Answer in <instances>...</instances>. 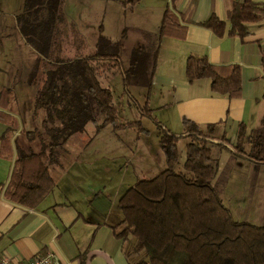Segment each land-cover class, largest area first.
<instances>
[{"label":"trees","instance_id":"obj_1","mask_svg":"<svg viewBox=\"0 0 264 264\" xmlns=\"http://www.w3.org/2000/svg\"><path fill=\"white\" fill-rule=\"evenodd\" d=\"M137 2L120 3L131 7ZM62 4L63 0H24L22 12L14 17L17 34L35 54L25 81L36 89L32 112L36 115L42 111V119L39 131L24 134L25 149L15 145L16 158L3 196L28 209L34 208L51 190L53 180L49 166L59 165L63 145L72 136L84 132L86 124L91 123L96 130L109 125L113 131L135 129L137 134L148 133L141 128L140 121L115 125L117 113L112 91L102 86L99 79L105 80L110 71L116 70L122 77L124 91L128 87H139L148 92L157 45L149 55L143 46L134 47L125 68H121L117 55L124 31L119 42L99 36L86 56H59L54 29L63 20ZM239 9L234 5L228 11L231 23L237 24L228 34L242 37L245 32L240 26L243 21L239 13L244 10ZM173 24V16L164 11L158 42L162 36L172 34ZM201 26L218 36L223 30L222 23L213 16ZM184 78L188 83L207 80L213 94L226 98L240 96L237 66H213L205 57L190 56L185 60ZM10 96L9 90L0 91V107L6 106ZM138 109L141 118L150 119L151 111L146 106ZM0 120L11 122L3 113ZM152 122L159 131L157 144L165 169L149 180L136 181L118 198L116 208L121 220L111 227L117 239L123 241L129 235L142 251L143 259L134 264H264V225L254 226L232 219L211 184L217 163L205 145L217 144L235 158L255 165L264 164V118L260 129L248 136L246 142L245 129L239 125L232 146L224 134L219 139L208 137L197 125L184 119L180 135L164 129L154 119ZM9 133L7 128L0 136L3 146H8ZM34 138L39 144L37 152L28 145ZM180 138H187L189 142L184 147L183 172H175L176 143ZM244 143L249 146L247 151L242 147Z\"/></svg>","mask_w":264,"mask_h":264},{"label":"crops","instance_id":"obj_2","mask_svg":"<svg viewBox=\"0 0 264 264\" xmlns=\"http://www.w3.org/2000/svg\"><path fill=\"white\" fill-rule=\"evenodd\" d=\"M111 1L122 9L128 7L126 29L128 27L136 32L145 42L144 46L151 47L152 52L157 45L149 89L141 96H144L143 103L147 104L151 113H161L157 119L161 127L180 135L184 119L197 125L203 134L218 129L219 137L224 134L226 138L230 132L232 134L228 139L235 141L239 125L246 132L250 127L261 125L264 118L263 0H138L131 7L120 3L124 0ZM23 3L24 0H0V50L4 55L0 59V91L9 90L13 96L21 85L29 88L34 97L35 87L28 86L25 80L35 54L30 49L32 53L27 58L22 57L25 55L23 50L18 58L15 56L17 48H27L17 34L13 19L22 12ZM234 5L240 11L244 10V13H239L240 21H243L240 26L245 32L242 37L228 34L237 25L235 21L231 23L228 14ZM164 11L173 16L174 30L158 42V29ZM61 12L63 20L54 33L58 54L65 56L67 48L76 53L85 46L87 39L82 40L76 34L81 22L67 21L63 9ZM210 16L222 23L220 36L201 26ZM190 56L205 57L213 66H237L240 96L226 98L213 94L207 80L188 83L184 78V64ZM111 73L106 74L107 79ZM11 96L5 107H0V113L11 119V122L0 120V136L7 128L10 129L8 146L0 143V258H7L9 264H24L46 254H52L58 264H134L143 259L142 251L131 236L127 235L125 240L120 241L111 228L121 220L114 203L123 193H113L109 201L102 200L98 196L99 191L96 196L93 191L96 186L91 188L83 184V178L91 176L90 170H69L70 163L72 166L81 164L77 163L79 159L76 155L66 152L65 146L59 165L49 166L48 169L53 187L34 208H24L4 198L3 188L16 158L15 145L25 148L27 142L24 137L19 141V107L13 103ZM27 102L30 106V100L27 99ZM34 117L41 122V111ZM205 135L212 137L211 134ZM82 145H78L75 151L83 152ZM29 146L37 152L38 140L34 138ZM92 156L95 157V153ZM107 170L100 171L103 174ZM98 197L101 202L97 201Z\"/></svg>","mask_w":264,"mask_h":264},{"label":"rangeland","instance_id":"obj_3","mask_svg":"<svg viewBox=\"0 0 264 264\" xmlns=\"http://www.w3.org/2000/svg\"><path fill=\"white\" fill-rule=\"evenodd\" d=\"M62 9L66 14L67 21L81 22L79 28L75 27L77 29L76 34L81 36L82 40L87 39L85 46L76 53L73 49L67 48L66 54L68 56L90 54L99 36L105 37L111 42H119L122 31H124V40L117 53L121 68L127 67L134 47L143 46L148 55L152 52L151 47L147 46L146 48L144 46L145 42L136 32L128 27L126 29L128 7L122 9L111 0H63ZM22 50L25 52L23 58H27L32 53L28 47L25 49L17 48L15 51L17 58L24 53ZM2 56L4 55L0 50V59H3ZM22 67L25 68L24 63ZM114 71L117 72L112 70L108 79L106 77L105 80H102L101 77L99 82L112 91L113 104L117 113L115 125L140 121L141 128L148 133L146 135L137 134L135 129L113 131L109 125L96 130L91 123H88L84 127V132L72 136L63 145L66 152L72 156L76 155L79 159L77 163L81 164L80 166H72L70 163L69 170L75 168L90 170L91 176L88 175L83 178V184H88L91 188L96 186L93 189L94 194L99 191L98 196L102 200L108 201L113 193H124L136 181L149 180L165 169L164 159L157 144L159 131L152 122V119L158 122L157 119L161 117V113L154 114L152 112L150 119L141 118L138 108L146 106L147 109H150L147 104L143 103L144 96H141L146 89L128 87L124 91L122 77L119 75V71L117 73ZM33 94H30L29 88L20 85L16 94L11 96L13 103H17L16 105L19 107L17 112L19 116V121L17 120V130L20 131L19 141H22L21 137H24L27 131L35 132L39 131L40 128L39 119L34 117L35 115L31 110V100L35 97ZM27 99L30 100V106L27 105ZM96 120L97 123L101 122L100 117H97ZM258 128L260 129V125L257 128L250 127L247 132L244 131L246 137L244 142L248 136L259 130ZM217 130L209 131L204 135L211 134L210 136L219 139ZM231 134L228 132L226 138L228 139ZM188 142L187 138L177 140V162L173 167L175 172H183L181 165L184 160V147ZM227 142L231 146L235 143L233 139H228ZM78 145H82L83 152L81 150L75 151ZM205 145L209 149L210 157L217 163V173L211 184L218 191L219 198L229 210L232 219L236 222H247L254 226L264 225V164L253 165L241 158H235L224 148L213 143H206ZM242 147L245 151L249 148L246 143ZM61 152L64 154L63 151ZM94 153L95 157L92 156ZM105 168L108 170L102 174L100 170ZM184 174L188 175L186 172ZM99 197L97 201L101 202ZM114 206L116 208V202Z\"/></svg>","mask_w":264,"mask_h":264},{"label":"built area","instance_id":"obj_4","mask_svg":"<svg viewBox=\"0 0 264 264\" xmlns=\"http://www.w3.org/2000/svg\"><path fill=\"white\" fill-rule=\"evenodd\" d=\"M264 4V0H263ZM0 264H9V261L7 258H0ZM24 264H58V261L53 257L52 254H46L41 257H35L28 261H26Z\"/></svg>","mask_w":264,"mask_h":264}]
</instances>
